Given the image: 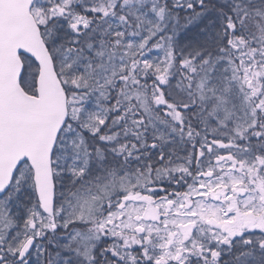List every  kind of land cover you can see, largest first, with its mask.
Listing matches in <instances>:
<instances>
[{
	"label": "snow or ice",
	"instance_id": "snow-or-ice-1",
	"mask_svg": "<svg viewBox=\"0 0 264 264\" xmlns=\"http://www.w3.org/2000/svg\"><path fill=\"white\" fill-rule=\"evenodd\" d=\"M0 264H264V0H0Z\"/></svg>",
	"mask_w": 264,
	"mask_h": 264
}]
</instances>
